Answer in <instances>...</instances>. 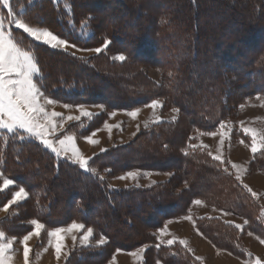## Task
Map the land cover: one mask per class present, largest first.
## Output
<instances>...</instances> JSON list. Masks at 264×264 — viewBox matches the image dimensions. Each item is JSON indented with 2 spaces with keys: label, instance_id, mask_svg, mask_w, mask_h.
I'll return each mask as SVG.
<instances>
[{
  "label": "trees",
  "instance_id": "obj_1",
  "mask_svg": "<svg viewBox=\"0 0 264 264\" xmlns=\"http://www.w3.org/2000/svg\"><path fill=\"white\" fill-rule=\"evenodd\" d=\"M142 3L148 0H10L14 15L30 26L81 49H103L88 58L51 48L15 29L0 2L5 29L32 55L39 70L36 82L48 97L72 105L100 104L107 111L132 110L161 98L166 108L181 114L153 125L129 145L93 158L89 167L95 173L56 157L22 133L0 134V170L28 193L14 214L0 221V230L11 232L16 223L33 218L47 228L78 221L93 229L94 239H106L103 245L79 248L68 264H98L114 251L144 245H151L144 264H205L180 241L165 244L156 237L165 222L190 216L192 204L202 200L245 224L202 216L196 218L197 230L216 247L250 259L242 237L255 234L264 240L262 196L253 195L237 180L233 165L214 159L195 135L224 130L231 139L246 138L227 122L237 119L251 100L264 101V0H167L150 10ZM106 7L111 12H104ZM211 8L215 13L207 17ZM120 12L124 18L116 22ZM228 14L242 24L220 26ZM241 30L246 32L240 35ZM118 55L126 59L115 60ZM148 65L160 71L162 83L149 79L143 69ZM251 81L253 86L244 88ZM106 116L93 119L91 128ZM253 159L251 166L264 174L263 147ZM130 170H172L173 177L149 189L115 188L100 179ZM14 189L0 193V202L9 200ZM135 218L144 226L137 228Z\"/></svg>",
  "mask_w": 264,
  "mask_h": 264
},
{
  "label": "rangeland",
  "instance_id": "obj_2",
  "mask_svg": "<svg viewBox=\"0 0 264 264\" xmlns=\"http://www.w3.org/2000/svg\"><path fill=\"white\" fill-rule=\"evenodd\" d=\"M59 1V0H54ZM166 2L167 0H148V3L144 5L145 10H150V6L158 3ZM86 8H91L89 10L101 15L102 12L96 10L94 7L86 6ZM110 7H106L104 12H111ZM215 9L206 10L205 15L207 17L214 14ZM217 10V9H216ZM213 17V16H212ZM123 14L120 12L116 17V22L123 20ZM222 21V20H221ZM229 25L232 28L235 26H240L242 24L241 19L236 18L232 19L228 14L221 25ZM45 30V29H41ZM6 32H8L5 29ZM246 31L241 30L238 34L243 35ZM13 39V38H12ZM14 43H16L13 40ZM18 46V45H17ZM21 49V48H20ZM56 49L68 51L74 55L80 57H93L97 55L96 52L92 51L93 49H81L78 47H72V44L68 43L67 47H58ZM22 50V49H21ZM24 51V50H22ZM243 54H250V51L243 50ZM31 55V54H30ZM32 56V55H31ZM204 66L203 64L200 65ZM217 67H219L217 65ZM226 67V66H225ZM146 74L149 76V79L152 82L162 83V77L160 71L152 66H145L143 68ZM220 69V68H219ZM228 70V69H226ZM237 72V71H236ZM213 74V73H212ZM34 77V82H36V76ZM253 86V82H249V88ZM39 87V86H38ZM233 90V89H232ZM234 91V90H233ZM237 92V93H236ZM239 90H236L234 94H238ZM46 98L52 99L45 95ZM109 96V95H108ZM54 100V99H52ZM159 101L160 106L156 108L148 107L147 105H142L136 107L132 110H111L107 111V108L104 105L100 104H83V105H72L68 103H62L55 101L53 105H48L47 110L55 111L61 114L60 117H57V123H63V129H58L53 133L49 138L50 139H63L67 135H72L74 137L73 144L76 145L77 151L85 158L89 159V162L100 155L101 149H106L107 152L117 147H122L129 145L140 135L144 134L150 127L155 124L164 122V121H174L180 117V112L177 108L174 107H165V102L163 99H156ZM68 105L69 107H65ZM79 106H83L86 111L91 113L88 117H80V112L78 110ZM138 114L135 119L127 115L128 111L137 110ZM176 109V111H174ZM240 116L233 121V118L230 119L227 123H233L232 128L238 131L241 129L246 138L236 139L229 135V131L223 133L224 130H219L215 132V135L208 134H197V144L205 145L209 147L211 154L219 156L222 159H226L230 164L235 165L234 172L236 178L240 183L247 186L252 192L260 194L261 204L264 207V174L256 170V166L252 167V161L254 160V155L263 147L264 148V101L253 99L243 106L240 110ZM107 115L104 119H101L100 122L94 127L91 128L93 119L99 118L100 115ZM114 114V115H113ZM69 116L80 117L79 119L68 120ZM107 124L111 128V132L104 125ZM244 129H251L257 133V152L253 153L251 151L252 138L250 134H246ZM8 133L6 130H0V134ZM17 132L9 133L14 134ZM93 133H95L93 135ZM23 136L36 140L35 138L29 137L27 134L22 133ZM88 139L96 140L98 143L90 144ZM37 141V140H36ZM67 151L62 152L59 158L67 159L72 162V150L71 145L64 146ZM50 151V150H49ZM54 154V153H53ZM55 155V154H54ZM132 160V159H131ZM174 160H168V165L175 166L176 163ZM132 172H137L138 176L135 179L126 178L119 179L118 177L127 176L129 172L117 173L116 175H107L103 176L108 184L115 188H128V187H138L149 189L155 186L158 183H162L170 180L173 177L172 170L166 172L158 171H149V170H130ZM8 179L4 176L3 172L0 170V193L15 188L11 191V196L9 200L5 202H0V221L5 219L10 213L13 212V208L16 205H19L23 200L18 201L15 204H10L12 197L20 187L14 182L13 185H10L7 188H4L3 181ZM204 184L211 183L209 181H204ZM61 189V187L59 186ZM63 188V187H62ZM2 197H0L1 199ZM200 204L195 202L191 207V215L186 218H174L165 222L163 228L156 231V237L160 243L169 244L168 241H180L191 249L196 256L202 259L205 264H259L264 263V240L258 237L255 234H248L242 237V243L244 247L248 249L252 258L244 260L242 258L232 255L226 250L218 248L212 243L208 237L200 233L196 228V218L202 216L208 217H222L226 221L236 223L237 225H244L245 220L241 217L228 215L223 213L220 209L200 200ZM10 204L9 210L5 212L3 210L5 205ZM14 214V212H13ZM34 219V218H33ZM33 219L25 220L20 224H15L16 228L13 231H1L4 233V238L0 239V245H10L7 252L5 253L7 257V264H68L69 258L79 250V248L87 246H100L98 243L99 239H94L92 237L84 242L82 241V236L86 233L88 227H85L84 231H73L71 233L65 232L62 234L61 243V252L59 258H57V253L55 251L56 239L49 237L48 232L55 230L56 228H67L70 224L64 227L56 228H47L44 227L38 236L33 235L27 242V248L29 249L27 261L24 259V248L23 243L24 235L33 231V226L31 221ZM136 223L137 228L144 226V223L139 219H133ZM21 221V220H20ZM42 223V222H41ZM80 223V222H76ZM45 226V225H44ZM94 233V232H93ZM75 237V240H73ZM106 241V239H105ZM106 243V242H105ZM151 248V245L141 246L133 251H114L113 255L109 256L103 262L98 264H144L146 259L147 250ZM136 253V255H132ZM90 264V263H88ZM96 264V263H95Z\"/></svg>",
  "mask_w": 264,
  "mask_h": 264
},
{
  "label": "snow or ice",
  "instance_id": "obj_3",
  "mask_svg": "<svg viewBox=\"0 0 264 264\" xmlns=\"http://www.w3.org/2000/svg\"><path fill=\"white\" fill-rule=\"evenodd\" d=\"M5 9H7V17L9 18V24L14 25V28L21 30L27 34L28 37L33 40L47 45L51 48L67 47L68 42L60 39L51 31L41 30L37 27H32L26 23L23 19L17 18L13 13V9L10 6V0H0ZM75 47V45H72ZM108 47V42L104 43L103 48ZM102 48H96L92 51L97 54L102 52ZM115 60L124 61L126 57L124 55H118L114 57ZM37 63L34 62L33 57L26 51H22L16 43L13 42L12 33L5 31L4 17H0V130H6L8 133L17 132L27 134L29 137L35 138L43 148L50 150L56 157H60L62 152H66L65 145H71L72 150V163L78 165L84 172L95 173L94 167H89V159H85L76 149V145L73 144L74 137L67 135L63 139H50L49 137L55 133L58 129H63V123H57L56 118L60 117L61 114L55 111L47 110L48 105H53L54 100L46 98L45 94L38 87V83L34 82V77L38 73ZM151 108L160 106L159 101L153 100L147 105ZM65 107H69L65 105ZM80 117H88L91 115L84 109L83 106L78 108ZM139 109L128 111L127 115L135 119L137 117ZM176 111V109H174ZM114 115V114H113ZM80 117L69 116L67 119H79ZM105 128L111 132L109 125L105 124ZM224 127L223 124L220 125ZM246 134H250L252 138L251 151L257 152V133L251 129H244ZM95 133H93L94 135ZM204 134V133H201ZM215 132L208 133V135H215ZM23 138V136L21 137ZM88 143L96 144L98 141L88 139ZM106 149H101V152ZM216 160H220L219 156L214 157ZM235 167V165H233ZM138 176L137 172L129 171L127 176L118 177L119 179L132 178L135 179ZM104 179L103 176L100 177ZM239 179V177H237ZM14 181L6 179L3 181L4 188L13 185ZM247 187V186H245ZM28 193L24 187H20L12 197L10 204H15L20 200L27 197ZM255 195V193H253ZM196 204H200V200L195 201ZM10 204L5 205L3 210L7 212ZM33 231L24 235L23 243L24 248V259L27 261L29 249L27 248V242L29 239L36 235L38 236L41 230L45 227L43 223L36 219L31 221ZM85 225L83 223H71L66 229L56 228L53 231L47 233L49 237L56 239L55 251L57 258H59L61 252V239L62 234L65 232L71 233L73 231L83 232ZM93 235V229L88 227L86 233L82 236V241H88ZM4 238V233L0 232V239ZM75 240V237H73ZM105 239L101 237L98 241L100 245L105 243ZM169 244L173 242L168 241ZM10 245H0V264H7V252ZM136 255V253H132ZM259 264V262H257Z\"/></svg>",
  "mask_w": 264,
  "mask_h": 264
}]
</instances>
